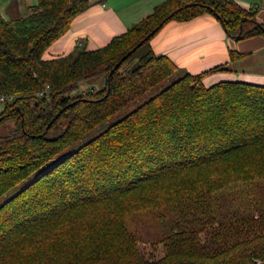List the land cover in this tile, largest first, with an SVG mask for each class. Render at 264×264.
<instances>
[{
  "label": "trees",
  "instance_id": "1",
  "mask_svg": "<svg viewBox=\"0 0 264 264\" xmlns=\"http://www.w3.org/2000/svg\"><path fill=\"white\" fill-rule=\"evenodd\" d=\"M88 6L36 0L21 17L0 14V128L13 121L0 132V198L54 161L0 204V264H264V84L205 85L225 67L182 69L66 151L179 73L148 45L167 21L207 12L236 40L264 37L262 23L244 27L255 11L237 0H163L103 47L43 59ZM144 44L138 64L121 70ZM242 56L229 50L232 61ZM97 76L101 88L78 91ZM136 212L165 222L147 251L127 225Z\"/></svg>",
  "mask_w": 264,
  "mask_h": 264
},
{
  "label": "crops",
  "instance_id": "2",
  "mask_svg": "<svg viewBox=\"0 0 264 264\" xmlns=\"http://www.w3.org/2000/svg\"><path fill=\"white\" fill-rule=\"evenodd\" d=\"M89 6L77 14L67 31L43 52L45 60L70 53L83 44L87 50L105 46L113 37L148 15L163 0H87ZM244 8L255 11V20L264 25V0H237ZM36 0H2L0 14L8 18L21 17ZM3 12V13H2ZM7 15H5V14ZM245 27V26H244ZM155 55L168 56L179 68L198 74L216 66L225 69L204 75L203 82L210 85L222 80H240L264 84V71L238 64L255 63L264 57V37L255 35L236 40L227 35L212 14L204 12L186 21H167L149 40ZM229 50L243 54L232 61Z\"/></svg>",
  "mask_w": 264,
  "mask_h": 264
},
{
  "label": "rangeland",
  "instance_id": "3",
  "mask_svg": "<svg viewBox=\"0 0 264 264\" xmlns=\"http://www.w3.org/2000/svg\"><path fill=\"white\" fill-rule=\"evenodd\" d=\"M0 3H2V0H0ZM3 13V12H2ZM5 14V13H4ZM7 15V14H5ZM9 16H5V18H8ZM16 17V16H15ZM13 18V17H12ZM245 29H250L252 27L251 23L245 22ZM148 47L146 44L142 45L137 51L129 58V60L121 67V70H127L132 69L138 64V59L141 55H143L147 51ZM257 66H255V63H251L247 61H244L238 66H242L243 68L247 67H254V70L257 71H264V57L260 55L259 58L256 60ZM179 73L175 72L171 77H169L167 80L161 82L160 84L154 86L152 89L148 90L145 94L137 98L136 100L130 102L128 105L123 107L121 110L117 111L114 115H112L108 120H106L104 123L97 126L95 129L90 131L88 134H86L81 140L75 142L72 144L66 151H72L75 148H77L80 144L88 141L101 131H103L107 126L114 123L115 121L121 119L126 114H128L130 111L135 109L138 105L158 93L162 88L166 87L168 84H170L173 80H175L178 75H180L182 68L179 69ZM104 85V77L103 76H97L94 78H91L87 81H83L79 84L78 91H83L91 86H94L96 88H101ZM2 108V105L0 104V110ZM13 121H6L3 127L0 128V132H5L6 129L12 127ZM49 162L46 166L39 169L37 172L32 174L27 180L21 182L18 186L11 189L5 196H2L0 198V204L10 195L18 191L20 188H22L27 182L32 181L34 178H36L39 174H41L47 167H49L52 163ZM166 221V220H165ZM128 228L131 232L136 234L138 237H140V244L139 246L143 249V251H147L149 246L147 245V241L152 237L158 234L159 232L164 230L165 222L162 220H159L157 217L153 215V213L149 212H139V213H133V215L129 216V219L127 221ZM81 241H77L76 244L80 245ZM83 245V244H82Z\"/></svg>",
  "mask_w": 264,
  "mask_h": 264
},
{
  "label": "water",
  "instance_id": "4",
  "mask_svg": "<svg viewBox=\"0 0 264 264\" xmlns=\"http://www.w3.org/2000/svg\"><path fill=\"white\" fill-rule=\"evenodd\" d=\"M242 21H248V22H250V23H253V24H257V23H259L257 20H255V19H248V18H243L242 19ZM241 31H242V25H240V27H239V31H238V33H237V35H235V36H239V34L241 33ZM155 33V29L154 30H152L149 34H148V36H151V35H153ZM140 45V43H138L136 46H134L132 49H130L125 55H123L121 58H120V60H119V62H117L116 64H115V66L113 67V69L109 72V74L118 66V64L122 61V60H124L128 55H130L131 53H132V51H134L135 49H136V47H138Z\"/></svg>",
  "mask_w": 264,
  "mask_h": 264
},
{
  "label": "built area",
  "instance_id": "5",
  "mask_svg": "<svg viewBox=\"0 0 264 264\" xmlns=\"http://www.w3.org/2000/svg\"><path fill=\"white\" fill-rule=\"evenodd\" d=\"M45 92V90L43 92H39L38 95H42ZM4 100H6L5 97H0V102H4Z\"/></svg>",
  "mask_w": 264,
  "mask_h": 264
}]
</instances>
